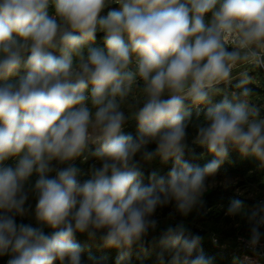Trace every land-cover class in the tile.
<instances>
[{
    "label": "clouds",
    "instance_id": "1",
    "mask_svg": "<svg viewBox=\"0 0 264 264\" xmlns=\"http://www.w3.org/2000/svg\"><path fill=\"white\" fill-rule=\"evenodd\" d=\"M113 3L119 10L102 16ZM98 32L106 51L89 46ZM244 65L264 67V0H0V165L16 160L0 166V256L10 255L8 264H81L76 232H103L107 247L130 249L157 227L158 208L174 202L187 216L202 204L229 146L264 165V118L245 87L250 77L239 73L237 91L220 87ZM21 69L25 75L10 81ZM185 101L207 107L193 139L214 157L203 167L185 159ZM129 119L137 122L136 137L123 132ZM150 143L156 151L143 158L173 166L144 184L134 158ZM90 145H98L92 155L100 166L93 164L84 182L72 164L52 167L87 160ZM33 174L35 217L51 235L15 220L26 214ZM226 214L248 215L247 243H260L264 206L248 214L234 199ZM160 243L170 264H212L202 252L193 257L200 237L183 223ZM126 256L121 251L117 264Z\"/></svg>",
    "mask_w": 264,
    "mask_h": 264
},
{
    "label": "trees",
    "instance_id": "2",
    "mask_svg": "<svg viewBox=\"0 0 264 264\" xmlns=\"http://www.w3.org/2000/svg\"><path fill=\"white\" fill-rule=\"evenodd\" d=\"M119 8L120 5L118 4H110L102 11L101 15L106 16L109 11L119 10ZM48 12L49 15L55 14L54 4L49 5ZM89 46L98 47L106 51L104 44V33L98 32L96 34L94 43L90 44ZM231 50L232 49L229 48V51ZM53 54L57 56L60 55L58 51H54ZM86 54L87 48H85V55ZM248 70V77H250V81L245 85V87L250 90L251 96L254 98V103H258V106L256 107L259 112V117L264 118V109H260L259 107V105L264 106V70L257 66H251ZM23 75H25V71L21 69L16 76L10 78V81L18 80ZM240 80L241 79L232 81L230 84L226 86L221 85L220 87L229 93L237 91L238 89L236 86L240 83ZM255 81L258 82L259 85L255 86ZM2 83H4V81H0V84ZM90 91L91 87H89L86 92V94L89 96ZM222 98L223 93L217 94L213 97V102H219ZM185 106L191 112V122L187 129V149L185 151V159L194 165L203 167L214 157L208 152L207 148L197 144L194 145L192 142L196 135L195 126L199 121L203 120L207 111V107L203 105L199 107L192 106L190 101H185ZM124 128V134L132 135L133 137L137 136L138 125L136 121L133 123L127 121ZM97 148L98 145L90 146L89 150L84 154L87 156L86 166H90L92 162H99L92 155V153ZM155 151L156 144L150 143L134 158V162L143 173L144 179L147 181V183L149 182L148 177L153 171L159 173L160 175H166L173 166L172 160L162 162L158 156H154V158L151 160H145L143 158L144 152L155 153ZM15 162L16 161H10V163H7L3 166L15 167ZM144 163L146 164L144 165ZM68 164L69 162L65 164H59L58 162L53 161L52 167L58 170L60 168L67 167ZM161 168L163 171L160 173L159 169ZM217 174L233 175L241 179V185L256 186V188L259 190L258 198L253 201L248 200L236 192V187H230L228 189L218 187L214 191L208 193L202 199V204L196 207L197 213L193 212L194 218L191 220L190 228L187 230L188 233L200 237V244L197 251L193 253V257L202 252L206 257L211 258L212 264H246L241 261L237 254L233 253L235 245H232L229 247V249L224 250L217 248L213 243V239L218 238L219 242L222 243L220 234H217L216 231H211L206 227L210 222L221 219L227 213V208L230 202L234 199L242 200L245 208L254 206L256 209H258L264 206V165H261V163L254 157L243 156L238 151V149L229 146L228 157L221 164L216 175ZM34 176L36 181L38 176L36 174H34ZM49 176L54 177L55 171L49 173ZM89 178L90 176L84 172H81V175L77 177L81 183ZM212 178L213 177H210L209 179ZM34 197L35 201L37 202L35 193ZM171 204L175 205L174 202ZM169 208L170 204L164 206L165 210H168ZM168 228L169 227L158 226L155 229H149L147 234L139 242L135 243L130 249L125 250L107 247L104 244L101 236L97 234L95 236H89L87 232H76L74 235V242L78 244L81 249V264H117V258L119 257L121 251L127 252V256L121 262V264H161V253H163V264H170L172 254L165 251L160 243L164 233ZM53 231L54 230L50 228L48 231L49 234L46 233V235H51ZM237 233L238 232L233 235L228 234V239ZM54 264H61V262L57 260L54 262ZM64 264H68L67 260L64 262Z\"/></svg>",
    "mask_w": 264,
    "mask_h": 264
},
{
    "label": "rangeland",
    "instance_id": "3",
    "mask_svg": "<svg viewBox=\"0 0 264 264\" xmlns=\"http://www.w3.org/2000/svg\"><path fill=\"white\" fill-rule=\"evenodd\" d=\"M206 22L211 19V15L208 14L205 17ZM253 65H244L240 66L238 69L234 70L233 76L234 79L232 81H237L238 79H241L239 76L240 72H246L247 75L249 74V67ZM231 81V82H232ZM259 85L258 82L255 81V86ZM139 94V93H138ZM90 103V101H89ZM255 105L258 106V103L255 102ZM260 109H264L263 105H259ZM126 115L128 114V110L125 109ZM129 122H135L134 119H129ZM125 128H123L124 130ZM193 143V142H192ZM194 144V143H193ZM195 145V144H194ZM93 146V145H90ZM89 146V147H90ZM10 161H16L14 158H10L3 162V165H6L7 163H10ZM16 163V162H15ZM69 164H72L79 168L81 172L86 173L89 175V169L90 167L95 164L97 167L100 166V162H92L90 166H86V160L84 157L77 158L73 161H70ZM68 164V166H69ZM143 164V163H141ZM146 163H144L145 165ZM0 165V166H3ZM163 170L162 168L159 169V172L161 173ZM142 180L144 184H147V181L144 179V176H142ZM35 176L33 174L32 177H30L29 181L25 185V191L28 192V200L26 201L25 208H26V214L24 216L17 215L15 220L17 224H28L33 227L41 228L43 232L46 234L48 233L50 227L43 225L39 223L36 220L35 217V206L36 201L34 197V192L32 191L34 185H35ZM208 189L204 193L202 199L210 192L214 191L218 187H222L224 189H228L230 187H236V192L245 197L248 200H255L258 198L259 190L256 188V186H250V185H241V179L239 177H235L233 175H221L217 174L212 179H208ZM264 200V197H263ZM256 209L254 206H250L248 208H245L246 212L248 214L251 213L252 210ZM193 212L197 213V209L194 208L193 211L188 214L187 216L181 215L179 212H177L175 205L170 204V208L167 210L164 209V207L158 208L153 216V219L157 221V227L158 226H164V227H175L177 224L183 223L185 228L188 230L190 228L191 220L193 217ZM195 215V214H194ZM251 225L248 219V215H239V216H229L225 214L221 219L218 221L210 222L207 225V229L211 231H216L217 234H220L222 238V243H234L235 241H231L228 239V234H235L236 232L245 233L249 236V229ZM261 228V232L264 233V229ZM49 234V233H48ZM99 236H103V232H97L96 233ZM225 235V236H224ZM227 236V237H226ZM264 239V237H262ZM232 245V244H231ZM11 258L10 255H3L0 256V264H8V260Z\"/></svg>",
    "mask_w": 264,
    "mask_h": 264
},
{
    "label": "built area",
    "instance_id": "4",
    "mask_svg": "<svg viewBox=\"0 0 264 264\" xmlns=\"http://www.w3.org/2000/svg\"><path fill=\"white\" fill-rule=\"evenodd\" d=\"M264 70V67H261ZM249 236L245 233L238 232L236 235L229 238L231 243L235 245L233 253L237 254L241 261L246 264H264V239L262 238L260 243L252 247L248 241ZM214 245L219 249H229L232 245L230 243H221L218 238L213 239Z\"/></svg>",
    "mask_w": 264,
    "mask_h": 264
}]
</instances>
